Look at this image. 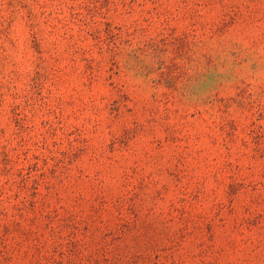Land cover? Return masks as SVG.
<instances>
[{
  "label": "rangeland",
  "instance_id": "374dc122",
  "mask_svg": "<svg viewBox=\"0 0 264 264\" xmlns=\"http://www.w3.org/2000/svg\"><path fill=\"white\" fill-rule=\"evenodd\" d=\"M0 264H264V0H0Z\"/></svg>",
  "mask_w": 264,
  "mask_h": 264
}]
</instances>
